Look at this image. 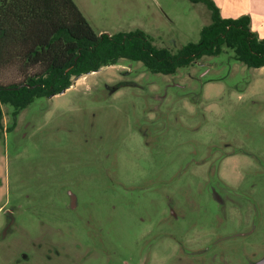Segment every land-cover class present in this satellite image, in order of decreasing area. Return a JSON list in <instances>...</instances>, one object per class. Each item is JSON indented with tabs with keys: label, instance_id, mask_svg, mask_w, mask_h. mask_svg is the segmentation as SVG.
Listing matches in <instances>:
<instances>
[{
	"label": "rangeland",
	"instance_id": "obj_1",
	"mask_svg": "<svg viewBox=\"0 0 264 264\" xmlns=\"http://www.w3.org/2000/svg\"><path fill=\"white\" fill-rule=\"evenodd\" d=\"M74 1L173 53L212 22L191 0ZM2 108L0 264L264 260V67L227 46L172 75L121 59Z\"/></svg>",
	"mask_w": 264,
	"mask_h": 264
},
{
	"label": "trees",
	"instance_id": "obj_2",
	"mask_svg": "<svg viewBox=\"0 0 264 264\" xmlns=\"http://www.w3.org/2000/svg\"><path fill=\"white\" fill-rule=\"evenodd\" d=\"M191 1L203 3L212 22L202 28L198 42L173 53L139 29L96 32L74 0H0V76L14 71L19 77L13 83L0 81V128L3 105L17 113L37 98L68 90L73 79L121 59L172 75L202 57L219 55L227 46L247 67H264V39L252 31L249 16L224 18L213 0Z\"/></svg>",
	"mask_w": 264,
	"mask_h": 264
},
{
	"label": "crops",
	"instance_id": "obj_3",
	"mask_svg": "<svg viewBox=\"0 0 264 264\" xmlns=\"http://www.w3.org/2000/svg\"><path fill=\"white\" fill-rule=\"evenodd\" d=\"M222 17L237 19L241 16L251 18V28L264 39V0H213Z\"/></svg>",
	"mask_w": 264,
	"mask_h": 264
},
{
	"label": "water",
	"instance_id": "obj_4",
	"mask_svg": "<svg viewBox=\"0 0 264 264\" xmlns=\"http://www.w3.org/2000/svg\"><path fill=\"white\" fill-rule=\"evenodd\" d=\"M65 92V90L64 91H62L60 94H62V93H64ZM264 263V260L261 262V264H263Z\"/></svg>",
	"mask_w": 264,
	"mask_h": 264
}]
</instances>
